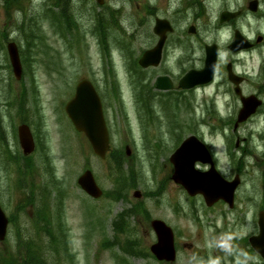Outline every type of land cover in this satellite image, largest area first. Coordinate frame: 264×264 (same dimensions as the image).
Instances as JSON below:
<instances>
[{"label":"rangeland","instance_id":"obj_1","mask_svg":"<svg viewBox=\"0 0 264 264\" xmlns=\"http://www.w3.org/2000/svg\"><path fill=\"white\" fill-rule=\"evenodd\" d=\"M24 1L26 10L7 14L0 0V202L13 219L0 254L21 264L17 254L27 249L22 242L50 245L44 231L48 223L52 230H64L67 248L62 245L59 254L45 248V264H72L74 258V264H264L241 245L257 234L258 213L264 210V108L234 131L241 105L226 75V65L232 62L237 72L248 76L244 93L264 99V43L239 54L228 49L236 28L243 27L253 42L264 35V16L252 14L222 27L220 13L248 0H204L207 13L199 22L196 10L175 13L176 0H105L102 6L93 0L87 11L80 6L70 10L78 29L61 33L44 16L49 0ZM105 12L107 18L108 12L116 18L101 32L96 20ZM156 16L169 20L174 31L168 34L161 64L138 69L135 63L158 41ZM15 21L33 36L29 39L34 48L28 47ZM56 24L65 25V18L58 17ZM191 25L197 27L195 36L188 33ZM10 41L20 50L19 80L10 65ZM206 44L220 49L215 82L181 91L175 82L190 69L203 68ZM158 76H169L175 88L154 90ZM83 79L94 81L103 100L111 139L105 159L93 152L64 111ZM20 96L25 97L23 121L38 141L27 157L16 138L22 121ZM190 135L207 144L224 178L240 177L233 209L223 202L207 208L204 199L189 197L168 179L173 169L169 157ZM237 139V149L245 150L235 153ZM118 156L119 166L114 161ZM208 168L199 166L201 171ZM87 169L105 192L100 199H92L78 185ZM136 190L141 197L134 196ZM43 203L49 209L46 214ZM120 218L124 230L116 229ZM155 218L174 229V263L159 262L150 252L157 242L151 229ZM238 234L246 237L237 239ZM135 245L139 254H128L126 249Z\"/></svg>","mask_w":264,"mask_h":264},{"label":"water","instance_id":"obj_2","mask_svg":"<svg viewBox=\"0 0 264 264\" xmlns=\"http://www.w3.org/2000/svg\"><path fill=\"white\" fill-rule=\"evenodd\" d=\"M102 2V0H99ZM256 10L255 7H252ZM237 14L223 13L222 20H227ZM172 31L171 26L166 21H158L155 32L161 37L158 44L142 56L139 64L143 67L158 66L161 62L163 46L166 40V33ZM260 40V39H259ZM252 45L241 35L236 32L235 39L229 46L233 52L242 49H248ZM8 53L11 60L14 75L17 79L22 75V64L19 56V50L15 43L8 44ZM218 59V47L216 45L206 48V60L204 68L201 70L188 71L179 82L182 89H191L198 85L210 83L214 78L215 68ZM229 79L237 88L235 91L241 95L240 83L243 81L233 73L232 64L227 66ZM157 87L159 89H171L173 85L168 77L157 78ZM242 108L239 111L235 129L240 123L246 121L251 115L256 113L258 107L262 104L255 95L241 97ZM66 113L75 126L76 130L83 132L90 141L93 150L100 157L104 158L110 148L109 132L104 118L101 99L93 85L83 80L77 85L75 95L66 107ZM19 138L23 150L26 154L34 150V141L31 131L27 125L19 127ZM128 154L130 151L128 150ZM210 163L211 167L206 172H200L195 168V162ZM171 162L174 165L173 180L181 184L189 195L195 196L201 194L204 196L207 205H212L222 199L233 207L234 194L240 179L238 176L231 182L225 180L217 171L210 152L206 145L195 136L185 140L177 151L171 156ZM80 186L92 197L98 198L102 195V190L97 185L93 173L90 170L85 171L78 179ZM135 196L139 197L140 193L136 192ZM8 218L0 206V241L5 239L8 227ZM259 234L253 236L250 241L254 249L264 258V212L259 217ZM153 229L157 235V243L151 246L152 253L160 261L172 262L176 259V250L174 245V234L172 229L161 220L152 222Z\"/></svg>","mask_w":264,"mask_h":264},{"label":"trees","instance_id":"obj_3","mask_svg":"<svg viewBox=\"0 0 264 264\" xmlns=\"http://www.w3.org/2000/svg\"><path fill=\"white\" fill-rule=\"evenodd\" d=\"M21 1L22 0H4V3H6V5H7V10H10L13 6H18ZM51 3L52 2H50V4ZM31 21H32V19H31ZM31 24H32V22H31ZM25 26H26V24H25ZM18 29L22 30L25 33V27L24 26H18ZM29 37H33V36L31 34H28V35L25 34L24 41L27 42L26 44H29L28 47L32 49V48L35 47V45H33L31 43L32 40H30ZM24 98H25L24 96H20V98L17 99V100L21 101V102H19L18 109H19V116L21 117L22 121L24 120L23 119V114H25L24 111L22 110L23 106H24L23 105L24 104ZM119 160H120L119 156L114 159L115 164H117V166H119ZM118 170H119V167H118ZM118 180H119V178H118ZM129 183H130V181H129ZM116 225H118V224H116ZM45 227H46L45 228L46 230H44V231L48 234V236L50 238L49 239L50 240V245L45 246L44 244H39L37 242H34V244L31 243V242H27V243L22 242L23 244H26L27 249L26 250L24 249L25 250L24 252L19 251V253L17 254L19 259H20V261H21V264H45L44 259L41 257V253L43 252V250L50 246L51 249L53 251H55L54 246L51 245V239H52V243L55 244L56 236L53 235L54 232L48 226L47 223H45ZM137 242H139V241L131 242V243L137 244ZM126 250H127L128 254H130V253L139 254V251H137L138 250V246H136V245L134 246V249H130V250L126 249ZM0 264H18V262L14 263L12 258L7 257V256L4 257L3 255L0 254Z\"/></svg>","mask_w":264,"mask_h":264},{"label":"flooded vegetation","instance_id":"obj_4","mask_svg":"<svg viewBox=\"0 0 264 264\" xmlns=\"http://www.w3.org/2000/svg\"><path fill=\"white\" fill-rule=\"evenodd\" d=\"M164 1H168V0H164ZM170 1V0H169ZM258 1H260V3L261 2H264V0H258ZM168 3V2H167ZM176 4H178L179 5V10H175V13H180V14H183L184 13V11L186 10V6H187V1L186 0H176ZM195 6V9L197 8V7H199V9H200V11L199 12H197V11H195L194 13H196V21L197 22H199L200 21V19H203V17H204V15H202L201 14V3H200V0H194V3H192V4H189V6ZM248 5H249V2L247 1L245 4H244V6H242V8H239L238 10H241L242 11V15L241 16H243V18L245 17V15H247V14H249V12H248V10H247V8H248ZM180 11V12H179ZM101 18V19H100ZM97 19H100V22H101V24H104V22H105V20H104V16L103 15H101V17H100V15H98L97 16ZM157 19V18H156ZM155 19V20H156ZM240 19H232L231 21H229V23H228V26H234L235 25V23H236V21L238 22ZM237 29V28H236ZM235 29V30H236ZM194 32H195V34H192L193 36H195L196 34H197V27H195L194 29ZM234 30V31H235ZM154 31V30H153ZM158 37V36H157ZM169 37V36H168ZM167 37V40L166 41H168V38ZM158 39H159V37H158ZM183 43V41L182 40H180V44H182Z\"/></svg>","mask_w":264,"mask_h":264}]
</instances>
